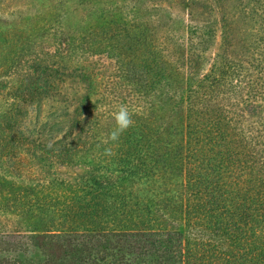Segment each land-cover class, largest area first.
<instances>
[{
  "label": "rangeland",
  "instance_id": "374dc122",
  "mask_svg": "<svg viewBox=\"0 0 264 264\" xmlns=\"http://www.w3.org/2000/svg\"><path fill=\"white\" fill-rule=\"evenodd\" d=\"M59 1L65 30L87 18L79 5H92L97 53L88 73L55 72L59 57L38 56L0 77V182L29 189L15 211L0 196V258L39 264L61 238L38 234L89 226L97 264H161L156 238L173 229L185 231L188 264H264V0H0V21L14 39ZM43 65L51 88L18 103L25 73L43 75ZM120 104L135 123L104 143ZM89 133L93 163L80 165L75 149ZM126 157L132 172L121 171ZM56 178L86 183L81 197L94 191L49 206Z\"/></svg>",
  "mask_w": 264,
  "mask_h": 264
},
{
  "label": "trees",
  "instance_id": "16d2710c",
  "mask_svg": "<svg viewBox=\"0 0 264 264\" xmlns=\"http://www.w3.org/2000/svg\"><path fill=\"white\" fill-rule=\"evenodd\" d=\"M61 4H63V2L59 1L57 5L43 6V13L40 16H37L39 21H37L36 24L30 25L27 28L28 30L15 28L14 39L9 38V35L5 32L7 29H9V27L5 28L4 22L0 21V77L14 75V73H17V68L22 64V62H29L31 59L33 62H36L35 59L39 58L38 56L41 58L49 57L51 59L59 57V60H52V63L49 64L52 69H55V72H59V68L61 67L63 69H67V64L74 67L73 72L80 70V72L88 73V71H90V69L87 68V65L88 67L92 66L93 61L90 58L97 53V48L95 46V35L93 31L94 24L92 20V5H79L81 8L78 6L77 10L83 11L82 13L88 12L87 18L80 20V26L76 30H65L62 24L64 14L63 12L59 11ZM22 26L23 23L20 25V27ZM18 32L21 34L18 35ZM23 34L25 36H23ZM64 63V66L61 65ZM56 64H58L57 66L59 67H56ZM43 67L45 68L44 72H41L43 75H40V73L32 74L31 70H27L25 77L32 80V82L29 80L25 84L24 95L21 98H17L18 103H20V100L22 99L23 101L30 100V97L34 96L35 93L40 92V87L48 89L51 88V79L54 80L55 78L48 75L45 65H43ZM32 68L34 71H37L36 65L29 66V69ZM63 73L61 72L60 76H62ZM66 73L69 76L71 75L68 69L66 70ZM29 83L31 84L29 85ZM43 92H47V90ZM89 98L90 95L87 94L86 100L88 101ZM184 105L185 99H181L179 101L178 110L180 112L179 122H182V124H180L179 141L182 144L188 141L186 140L188 129L186 128L187 116L184 110ZM88 113L89 112H87V114ZM84 120L88 121V118H84ZM71 133L72 132L70 131V134ZM7 137H5V139ZM91 138L92 137L90 135L88 140H86V144H88L87 146L75 149V157H78L79 159L78 162L75 163L80 165H83L85 162L91 164L93 163L94 142L91 141ZM73 140L74 137L72 138V141ZM59 141H62V138ZM185 158V152H183L182 161H185ZM121 163H123V168L121 171L132 172L131 168H129V165L132 162L128 160L127 157L121 159ZM89 168V176L91 177L89 179L95 182V176L93 174L92 167ZM1 177L3 176H1L0 173V178ZM87 180L88 178L85 179V181ZM8 182H0V196H2V192H6V194L11 196L9 201L5 204L7 208L3 211H15L16 208L20 207V205L24 206L27 204L28 197L26 193L29 191V189H26V187L23 186V190L20 192L19 190H14L15 183L13 181L12 185H9ZM85 184L86 183L72 184L65 179L57 178L51 180L46 186V191H53L55 196L49 198V203L52 202L49 204V206L61 203L60 201L64 199V203L66 202L65 208H70L73 206V202H79L83 199H86L87 195H89L91 192L93 193L94 186L90 191L86 192L81 197L80 194L83 192ZM2 185L3 188L1 189ZM48 195L49 193H44V198H46L45 204L48 203ZM45 206L46 205L43 206V209ZM84 215L86 216L87 214ZM89 215L92 218L93 213L91 212ZM184 219L185 217L183 215V220ZM33 230L35 231L37 229L33 228ZM53 230L54 229H46L43 231V233L38 234V236H41L45 239H50L52 237L61 238V242L59 243L60 250H58L59 252H57L56 256L54 254L55 252L53 250V246L49 244V251L45 252L47 258L44 260V262H40L39 264H86L87 262H89L88 264H97L96 253L92 250L94 247L93 240L95 239V234L93 233L94 229H91L89 226L88 228H85V230L73 228L62 235L53 233ZM167 235V238H156V241H159V244L155 245V251L159 253L158 263L188 264L190 259H192V254L190 252L191 250L185 246L186 236L184 229L181 231L178 229H173V231H170ZM21 247L22 246H20V248ZM85 253L86 256H83ZM13 260V262H8L0 258V264H37L31 259L22 260L19 257H16ZM73 260L75 261L72 262Z\"/></svg>",
  "mask_w": 264,
  "mask_h": 264
},
{
  "label": "clouds",
  "instance_id": "9594fccd",
  "mask_svg": "<svg viewBox=\"0 0 264 264\" xmlns=\"http://www.w3.org/2000/svg\"><path fill=\"white\" fill-rule=\"evenodd\" d=\"M113 119L115 128L103 140L104 143H108L109 140L117 141L120 135L135 123L128 106L124 104L118 105L117 110L113 113ZM106 154L112 155L111 149H106Z\"/></svg>",
  "mask_w": 264,
  "mask_h": 264
}]
</instances>
